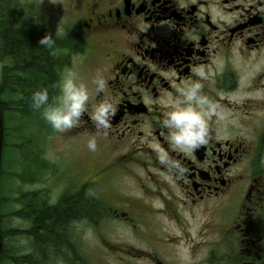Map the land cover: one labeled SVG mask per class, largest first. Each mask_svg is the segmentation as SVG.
<instances>
[{
    "label": "flooded vegetation",
    "instance_id": "flooded-vegetation-1",
    "mask_svg": "<svg viewBox=\"0 0 264 264\" xmlns=\"http://www.w3.org/2000/svg\"><path fill=\"white\" fill-rule=\"evenodd\" d=\"M60 11L65 35L44 58L50 100L68 68L86 83L106 68L91 103L110 95L115 112L97 154L85 150L96 133L87 114L62 133L43 120L46 143L26 169L40 187L21 205L38 263L264 264V0H68ZM25 18L43 36L56 30ZM195 67L220 117L184 155L167 143L162 102ZM157 145L184 171L160 165ZM43 214L52 234L33 224Z\"/></svg>",
    "mask_w": 264,
    "mask_h": 264
},
{
    "label": "clouds",
    "instance_id": "clouds-1",
    "mask_svg": "<svg viewBox=\"0 0 264 264\" xmlns=\"http://www.w3.org/2000/svg\"><path fill=\"white\" fill-rule=\"evenodd\" d=\"M64 35L57 25L55 32L46 33L38 44L52 48L56 40ZM107 71L106 68H97L90 82L86 83L79 73L70 67L55 85L59 95L50 100L49 89L40 86L31 93V107L39 111L41 118L58 133L80 126L82 118L87 114L96 133L88 137L86 146L90 152H96L97 137L101 134L106 136L111 127L115 102L108 95L91 103L90 85L96 94L105 93L108 84ZM192 73V77L176 85L174 94L165 95L160 120L162 128L167 131L166 140L169 147L184 155L191 154L200 145L207 143L209 121L213 115L220 117L219 106L204 92V81L208 79L205 70L195 67ZM156 154L160 165L169 172L184 171L181 162L159 145L156 146Z\"/></svg>",
    "mask_w": 264,
    "mask_h": 264
},
{
    "label": "trees",
    "instance_id": "trees-1",
    "mask_svg": "<svg viewBox=\"0 0 264 264\" xmlns=\"http://www.w3.org/2000/svg\"><path fill=\"white\" fill-rule=\"evenodd\" d=\"M9 3V0H0V61L12 54L15 62L8 70L1 68L0 71V187L4 190L0 195V264H39L38 259L34 258L38 254L36 249L38 245L33 244V240L36 242V234L25 233L24 226L23 228L11 227L7 223L9 221L4 219L3 207L6 208L10 204L9 198L4 194L9 191V187L6 188L9 173L3 177L1 175V156L9 144L7 137L9 118H14L16 122V119L21 121V119L39 116V112L31 107L30 97L36 88L46 87L45 76L51 65L47 61L49 51L47 52L46 47L38 44L43 36L41 28L22 16L20 12H14ZM40 52H44V55L42 56ZM42 61L46 64H42ZM13 215L20 218L23 223L29 222L22 208L13 211ZM44 215L39 218L36 216V222L33 224L41 223V226L45 228L43 233H51L53 226L43 223L45 220L49 221L51 216L44 217ZM60 224L63 223L60 222ZM20 238L25 245L16 243ZM21 247L24 248V254L18 252V250L21 251ZM29 259L32 262H29Z\"/></svg>",
    "mask_w": 264,
    "mask_h": 264
},
{
    "label": "rangeland",
    "instance_id": "rangeland-1",
    "mask_svg": "<svg viewBox=\"0 0 264 264\" xmlns=\"http://www.w3.org/2000/svg\"><path fill=\"white\" fill-rule=\"evenodd\" d=\"M67 1L68 0H9L11 3L9 4L13 7L14 12H20L24 17L41 15L43 20L41 22H43L46 27L56 29L57 25L60 28L63 24L60 10ZM14 63V60L10 57L2 58V61H0V71L1 68L3 70H8ZM7 126L9 144L1 156V175L3 177V175L5 176L6 173H9L7 174L8 179L6 182V188L9 187V191H6L4 194L5 197L9 198L10 204L6 208L3 207L2 212L4 219L9 221L7 223L10 224L11 227L23 228L25 223H23L20 218L15 217L13 211L21 209V205L24 202L23 198L27 190L29 191L32 189V191H36L40 187V184L29 185L28 182H26V169L29 164L27 159L30 149H37L39 145L46 143L47 130L45 128V122L43 123V119L40 116L21 119V121L16 119V122L14 118L10 117ZM47 133L49 134L51 132L48 131ZM51 139L55 140L56 143L59 142V136L57 134H54ZM84 141L85 140L81 138H76L74 141H70V143L80 146ZM12 143L13 145H11ZM77 146L69 149L78 150ZM85 150L88 151V149ZM34 153V156H36V154L38 155V152ZM97 153H100L99 148H97L96 154ZM37 160L38 157L35 158V161ZM96 189L100 191L101 186L96 185ZM3 192L4 190L0 187V195ZM220 228H222V226H220ZM123 237L127 238L128 236L124 234ZM21 239L22 238L16 243H18V245H25V242ZM209 239H212L210 235ZM18 252L19 254H24V248L21 247V251L18 250Z\"/></svg>",
    "mask_w": 264,
    "mask_h": 264
},
{
    "label": "water",
    "instance_id": "water-1",
    "mask_svg": "<svg viewBox=\"0 0 264 264\" xmlns=\"http://www.w3.org/2000/svg\"><path fill=\"white\" fill-rule=\"evenodd\" d=\"M1 133V132H0ZM0 139H1V136H0Z\"/></svg>",
    "mask_w": 264,
    "mask_h": 264
}]
</instances>
